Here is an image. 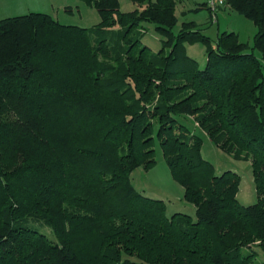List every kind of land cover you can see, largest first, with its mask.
<instances>
[{
  "label": "trees",
  "instance_id": "1",
  "mask_svg": "<svg viewBox=\"0 0 264 264\" xmlns=\"http://www.w3.org/2000/svg\"><path fill=\"white\" fill-rule=\"evenodd\" d=\"M80 1L98 23L0 19V264H264V0L223 4L255 25L252 45L193 20L175 30L177 0ZM197 42L202 67L186 50ZM201 134L250 162L254 203L202 156ZM158 149L192 213L132 184Z\"/></svg>",
  "mask_w": 264,
  "mask_h": 264
},
{
  "label": "rangeland",
  "instance_id": "2",
  "mask_svg": "<svg viewBox=\"0 0 264 264\" xmlns=\"http://www.w3.org/2000/svg\"><path fill=\"white\" fill-rule=\"evenodd\" d=\"M202 1L177 0L175 12L178 17V24L175 30L179 29L182 21L193 20L212 39H215L221 31L230 30L238 33L241 42H248L252 45L253 36L256 32V27L252 21L235 10L230 8L225 10L226 5H222L215 16L210 15L209 11L204 7L197 10L192 9ZM119 2L122 11H129L136 7V4L130 0H119ZM65 7H71L72 12H66ZM0 8L3 9L1 13L3 15L0 16V19L28 12H42L50 14L60 23L84 27H91L100 20L97 11L80 0H0ZM144 28L143 42L154 51L158 50L161 46V36L154 31L153 24H145ZM186 50L189 56L198 61L200 67L204 66L206 54L202 43L188 44L186 45ZM254 52L259 55L258 50L254 49ZM189 119L192 120V118ZM188 124L192 126L190 121ZM193 127L197 128L198 126L193 122ZM201 135L203 137L202 156L214 164L217 173L227 169L236 171L241 178L237 193L239 202L243 205L254 203L257 197L250 162L248 160L233 159L215 146L205 134ZM156 158L157 164L153 168L144 170L142 167H138L131 173L132 184L143 195L162 199L167 206V214L169 215L176 211L192 213L194 207L183 199V187L172 178L170 169L160 149L157 150ZM28 224L46 234L49 238H54L52 229L43 221L29 219ZM258 258L264 259L261 255Z\"/></svg>",
  "mask_w": 264,
  "mask_h": 264
},
{
  "label": "built area",
  "instance_id": "3",
  "mask_svg": "<svg viewBox=\"0 0 264 264\" xmlns=\"http://www.w3.org/2000/svg\"><path fill=\"white\" fill-rule=\"evenodd\" d=\"M213 16L216 15L217 10L224 4L225 0H205Z\"/></svg>",
  "mask_w": 264,
  "mask_h": 264
},
{
  "label": "crops",
  "instance_id": "4",
  "mask_svg": "<svg viewBox=\"0 0 264 264\" xmlns=\"http://www.w3.org/2000/svg\"><path fill=\"white\" fill-rule=\"evenodd\" d=\"M195 3H198V2H196V1H194ZM205 2V0H203L202 2H200L196 7H194V8H192L193 10H197V9H199V7L202 5V3H204ZM205 8V7H204ZM227 8H229V7H225V10L227 9ZM6 9H7V7H6ZM7 11H8V9H7ZM22 11V10H21ZM3 12V9H1L0 8V16H2L3 14H1ZM8 13V12H7ZM24 13V12H23ZM5 16V15H4ZM197 23V22H196ZM198 24V23H197ZM199 25V24H198Z\"/></svg>",
  "mask_w": 264,
  "mask_h": 264
}]
</instances>
